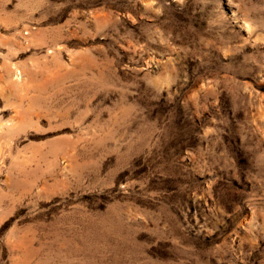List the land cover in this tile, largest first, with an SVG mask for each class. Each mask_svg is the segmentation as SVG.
I'll return each mask as SVG.
<instances>
[{"label":"rangeland","instance_id":"rangeland-1","mask_svg":"<svg viewBox=\"0 0 264 264\" xmlns=\"http://www.w3.org/2000/svg\"><path fill=\"white\" fill-rule=\"evenodd\" d=\"M0 264H264V0H0Z\"/></svg>","mask_w":264,"mask_h":264}]
</instances>
